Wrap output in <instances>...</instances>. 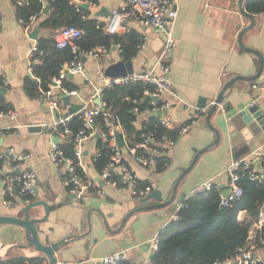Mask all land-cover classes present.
<instances>
[{
    "label": "crops",
    "instance_id": "obj_1",
    "mask_svg": "<svg viewBox=\"0 0 264 264\" xmlns=\"http://www.w3.org/2000/svg\"><path fill=\"white\" fill-rule=\"evenodd\" d=\"M88 1L89 16L103 24L111 17L112 9H119L125 3V0ZM22 3L23 0H17L16 3L13 0H0V86L6 88L2 95L17 112L13 119L0 117V129L7 131L0 135V149L11 145L29 153L25 166L33 169L39 179L34 200L44 198L50 205L47 221L37 225L40 240L48 243L69 234L86 232L80 238L69 240L55 252V264H91L92 261L117 250L125 251L127 258L136 261L150 258V240L167 223L172 214V204L137 211L126 220L119 231L113 233L106 231L99 213L92 210L89 214L91 228L88 230V209H99L105 216L108 227L114 230L129 210L154 204L155 200L150 198L141 203L138 199L142 196H133L129 189L113 186L102 180H93L97 182L96 188L87 190L82 197L71 199V193L63 185V169L54 166L49 157V146L53 137L45 129L42 132L28 130L30 124L51 122L55 113L46 107L41 97H29L22 89L24 78L31 76L28 71V53L34 40L29 34L37 26L38 20L33 17L32 22L25 26L27 24L16 15L17 5ZM43 3L46 5V0ZM100 9L104 13L108 12L109 16H92L93 11ZM176 10L177 16L171 26L175 47L164 60L170 65L168 76L175 93L170 99L172 103H177L172 105L167 114L172 126H182L189 121V114L177 102L178 99L197 106L198 98L205 97L211 100L207 105L208 109L224 82L235 74L253 75L259 62L254 54L239 48L235 41L239 28L249 23L238 12L236 0H176ZM254 15L255 24L245 32L242 40L245 45L259 51L263 57V67L255 78L257 80L264 78V11ZM122 25L120 32L133 27L142 35V42L130 59L134 71L156 67L165 43L164 34L157 28L138 25L132 19L123 21ZM41 32L45 30L39 29L38 35ZM118 59L122 58L116 46L104 49L98 55L83 53L81 60L84 72L67 76L78 86L77 94L70 95L66 104L62 101L61 112L68 110L69 105L82 107L92 97L95 101V91L101 84L97 71H103L106 64ZM155 71L159 72L158 69ZM3 81L6 82L5 85ZM248 83L236 80L216 105L209 120L219 131V141L214 147L200 153L193 166L183 175L174 201L182 192L188 195L194 185L210 177L222 186V191L228 189L225 167L235 158L251 156L257 160L258 155L264 153V130L253 133L239 119L232 120L235 111L255 100L257 96L255 91L248 88ZM256 101L264 112V95H259ZM205 115L206 113L195 118L187 129L181 130L178 139L169 145L170 161L161 172L156 173L138 164L127 154L126 161L137 179L151 182L153 188H158L163 197L170 194L176 178L189 165L195 153L215 137L205 121ZM143 116L139 115L138 119ZM95 151L93 137L83 145L86 168ZM22 206L24 205L16 203L11 209L0 203V214L20 215ZM43 213L42 206L31 209L32 216H41ZM245 215V211H239L238 219L242 221ZM254 228H251V232ZM24 242L23 228L13 224H0V258L43 254L33 247L19 246V243ZM256 254L264 257L261 250L256 251ZM44 257L45 264H49L47 257Z\"/></svg>",
    "mask_w": 264,
    "mask_h": 264
},
{
    "label": "trees",
    "instance_id": "obj_2",
    "mask_svg": "<svg viewBox=\"0 0 264 264\" xmlns=\"http://www.w3.org/2000/svg\"><path fill=\"white\" fill-rule=\"evenodd\" d=\"M13 2L16 3L17 0ZM43 2L44 0H23V3L16 7V15L20 20L28 23L30 17H35L38 19L36 23L38 28L45 30L36 39L35 56L39 61L31 64L32 76H26L22 82V89L29 97H40L41 92L49 87L52 77L58 74L62 65L73 59H81L83 53L98 48L110 49L118 45L121 58L127 61L135 55L142 42L141 33L133 27L121 33L105 31L102 21L91 18L89 9L77 5L72 0H46L47 14L43 13L45 6ZM244 8L250 13L258 14L264 11V0H247ZM71 26L82 31L81 36L75 40L77 44L75 52H72L69 46L57 47L54 43L55 33ZM61 85L67 90L78 87L67 76L62 79ZM146 89L151 91L152 87L141 82L104 87L101 91L102 110L113 113V124L120 125L119 136L126 149L122 150V160L126 163V155H130L129 149L142 142L147 135H153V147L162 151L154 157L157 166L155 172L159 173L168 166L169 145L178 139L183 125L165 128L160 124L157 115L144 113L143 111L151 108V98L144 93ZM59 101L62 104L61 96ZM80 108V105L68 107L69 111H77L68 122L73 134L82 127ZM9 109H13L12 104L0 93V112ZM141 114L144 116L139 120L138 116ZM95 120L107 133L101 112ZM97 133L96 151L90 157V165L96 173H100L109 161L112 150L108 141ZM58 145L66 155L73 156V143L63 141L58 142ZM136 152L149 155L139 147L136 148ZM78 173L82 175L80 168ZM239 174L237 184L241 187V195L226 206L219 203L222 189L215 182L208 192L192 194L184 200L177 211V218L166 223L157 233V248L150 256L155 264L221 263L226 258L233 257L238 248L248 244L250 230L257 221L259 210L264 207V176L262 181L252 179L246 169L239 171ZM111 176L119 179L116 172H112ZM149 183L147 180L137 179L139 188ZM34 198L31 197L30 202ZM242 210L246 215L240 221L238 213ZM263 236L260 231L254 239ZM263 247L264 245L261 248L262 254ZM0 264H45V257L40 253L30 256H8L0 258ZM116 264L126 262L118 261Z\"/></svg>",
    "mask_w": 264,
    "mask_h": 264
},
{
    "label": "built area",
    "instance_id": "obj_3",
    "mask_svg": "<svg viewBox=\"0 0 264 264\" xmlns=\"http://www.w3.org/2000/svg\"><path fill=\"white\" fill-rule=\"evenodd\" d=\"M72 1L76 2L77 5L80 2H89L88 0ZM110 14L111 17H109L103 24L105 31L109 33H121L120 31H122L121 29L123 28L122 22L127 19H132L138 25L154 27L160 30L165 36V43L160 55L161 57L157 60V65L154 68L133 71L131 74L113 78L104 76L103 71L98 70L97 74H99L101 78V84L96 89L95 96L101 99L102 89L113 85H122L133 82H141L144 85H149L152 87V90L149 91L146 89L144 93L151 98V108L146 109L143 112L156 113L157 110H160L161 113L159 115L155 114L159 117L160 124L165 128L171 127L172 121L167 113L172 105L177 103H172L170 99L175 93L168 76L170 65L164 60V58H167L175 47V39L172 34L171 26L177 16L176 0H125V3L121 8L112 9ZM32 20L33 17H30L28 23H25L27 24L25 26H28ZM81 33L82 31L77 27L71 26L62 28L55 33L54 43L57 47L69 46L72 52H75L77 49L75 40L81 36ZM116 47L118 48V45ZM36 50V40H34L28 53V71L31 76V64L39 61L35 56ZM103 50L104 49L98 48L96 50L88 51L87 54L98 55ZM155 69H158L159 72H156ZM83 72L84 65L81 59H73L72 61L65 62L60 68L58 74L52 77L49 87L40 94L46 107L55 113L54 119L51 122L42 123L40 125L51 137H57L55 142L52 141L50 143L49 157L54 166L63 169V185L65 189L69 193L78 197L87 190L96 188L97 182H94L91 179L83 160V145L85 141L93 138L94 134L99 132L102 138L108 141L112 150L109 161L101 169L100 173H97L100 176V180L113 186L127 188L133 196L143 197L149 194L153 188L151 182L145 187L139 188L137 185V177L133 169L122 160V149L118 146L116 140V135H119L121 128L119 124H113V113L102 110V100L101 105H97L93 100V97L86 101L79 110L83 119L82 127L75 134L69 129L68 122L77 111L72 112L66 110L61 112L59 96L64 94H77V91L76 89L67 90L61 85V81L68 74H82ZM3 82L5 85L6 82ZM248 88L255 91L258 96L264 95V78L250 81L248 83ZM55 90L58 92H55ZM177 102L180 103L182 108L189 114V121L182 126V131L187 129L189 124L195 118L207 112L206 106L198 107L192 103L184 101L183 99H178ZM134 110L136 111V108ZM100 112L103 115L107 133L103 131L101 125L95 120V117L100 114ZM2 116L13 119L17 116V112L14 109H9L6 112H0V117ZM4 132L7 131L0 129V135ZM153 138L152 134L147 135L142 142L138 143L135 147H131L129 153L138 164L155 171L157 166L154 157L155 155L162 153V151L153 147ZM63 141L73 143V156L66 155L58 145V142ZM137 147L144 149L149 155L137 154ZM28 157V152L17 149L11 145L0 149L1 205L5 207H10L16 203L26 205L30 203L31 197L36 196L37 193L35 188H37L39 179L33 169L25 166ZM257 160L260 162L259 166H257L254 157L244 156L233 159L225 167L228 176L227 187L229 188V193L227 195L223 192L219 194L220 205L226 206L241 195V187L237 184V180L240 176L239 171L246 169L250 178L262 181L264 176V153L258 155ZM79 168L82 175L78 173ZM112 172L118 173L119 179L113 178L111 176ZM213 183L214 180L210 177L194 185L189 194L185 195V199L192 194L208 192ZM182 204L183 202L177 204L167 223L177 218V211ZM254 227L255 228L252 232L250 230V240L245 247L238 248L237 253L233 257H228L223 262L215 264H264V257L256 254V251L261 250L264 245V236L257 240L254 239L260 231H262V234L264 235V207H261L259 210L258 218ZM157 243L158 234H155L149 243L152 251L157 248ZM118 261H125L126 264H155L150 258L140 261L129 259L123 250H117L106 254L95 261H92L91 264H116Z\"/></svg>",
    "mask_w": 264,
    "mask_h": 264
},
{
    "label": "water",
    "instance_id": "obj_4",
    "mask_svg": "<svg viewBox=\"0 0 264 264\" xmlns=\"http://www.w3.org/2000/svg\"><path fill=\"white\" fill-rule=\"evenodd\" d=\"M246 1L247 0H236V6H237L238 12L241 15H243L244 17H246L249 20V23L247 25H244V26L239 28V30L235 36V41H236L237 45L239 46V48L254 54L257 57L259 64H258V68H257L256 72L253 75H250V76H244V75H240V74L232 75L226 82L223 83V85L220 88L218 94L216 95L214 101H212V103L208 106V109H207V112L205 115V121H206L208 127H210V129L215 133L214 139L211 142H209L207 145H205L203 148L199 149L195 153V155H194L193 159L191 160V162L189 163V165L176 178L170 194L168 193L166 195V197L162 196V193L158 188H153L149 194H147L143 197H140L138 199V201L141 203H144L148 199L152 198L155 200V203L137 206V207L129 210L122 217L119 226L114 230H112L108 227L107 222L105 221V216L102 214V212L99 211V209H88L86 212V220H87L88 230L91 228V220H90L89 214L92 210H95L99 213L106 231L113 233V232L119 231L122 228V226L125 224L126 220L133 213H135L137 211L157 209V208L165 207V206L171 205V204H172L171 210L174 211L178 203L184 202L185 195H186V193H184V192H182L180 194V196L174 201L176 191H177V187L181 181V178L193 166L195 160L197 159V157L199 156L200 153L214 147L219 141V131L217 128L213 127L210 124V120H209L210 116L212 115V113L216 109V105L221 101L224 93L232 86V84L236 80H243L246 82L253 81L261 73V70L263 67V57H262L261 53L259 51H257L256 49H253V48L245 45L243 43V40H242V37L245 34V32L250 30L255 24V15L253 13L246 11L244 8ZM78 5L85 7V8H87L89 6V4L87 2H80ZM47 12H48V5H45L43 8V13L47 14ZM92 16H94V17H97V16L108 17L109 13L108 12L104 13V10L100 9L97 11L96 10L93 11ZM38 33H39V28L35 25L34 28L31 30L29 37L33 40H36L38 37ZM133 71H134V69H133V65H132L131 60L124 61L122 59H118L116 61H113V62L106 64L103 67V75L107 76V77H111V78L119 77V76H125L127 74H131ZM67 76L71 77L72 75L68 74ZM5 91H6V88L3 86H0V93L3 94ZM257 97H258V95L255 96V100H253L252 102L247 103L246 105L240 107L237 111H235L234 116L232 117V120H234V121L236 119H239L253 133H257L260 129L264 130V112H263L262 108L260 107L259 103L256 101ZM69 99H70L69 94L61 95V100L63 101L64 104L68 103ZM210 102H211L210 99H206L205 97H199L197 100V106L198 107H205V106L207 107V105ZM95 103L97 105H101V99L99 97H97L95 99ZM160 113H161V111L157 110L156 113L152 112L150 114L151 115H155V114L159 115ZM27 128L30 132H42V131H44L43 127L40 126L39 124H30V125H28ZM94 137L97 138L98 133H95ZM1 138H2V136H0V140H1ZM56 138L57 137H53L52 141L55 142ZM116 140H117L118 146L121 147V149L123 151H126L124 144H123V141L121 140V137L119 135H116ZM256 164H257V166H259L260 162L258 160H256ZM87 171H88L90 177L92 178V180L101 182L100 176L93 170L92 166L89 163L87 164ZM219 187L222 188L221 185H219ZM35 191L37 193V188H35ZM222 192L225 195H227L229 193V188L226 190H223ZM82 196L83 195H80L78 197H82ZM69 197L72 199V198H75L77 196L74 194H69ZM41 206L43 207V210H44L43 215L32 216L31 215V209L34 207H41ZM10 208L13 209L14 205H11ZM49 210H50V205L48 204V202L44 198L33 200L30 203L22 206L20 215H17V214L16 215L0 214V224H13V225H17V226L23 228L24 236H25V242L19 243V246H21V247H33L36 251L43 253L47 257L49 264H55L57 261L56 256H55V252L58 251L63 245H65L69 240L80 238V237L84 236L86 234V232H84L82 234H72V235L69 234V235H66L62 238H59L57 240H53L52 242H48V243L41 241L39 238V235H38V226L37 225L47 221L48 216H49ZM263 251H264V247H263Z\"/></svg>",
    "mask_w": 264,
    "mask_h": 264
}]
</instances>
